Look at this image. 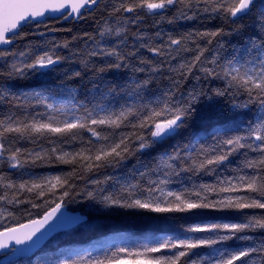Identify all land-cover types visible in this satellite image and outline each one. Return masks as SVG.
I'll return each instance as SVG.
<instances>
[{
    "label": "snow or ice",
    "instance_id": "obj_1",
    "mask_svg": "<svg viewBox=\"0 0 264 264\" xmlns=\"http://www.w3.org/2000/svg\"><path fill=\"white\" fill-rule=\"evenodd\" d=\"M0 264H264V0H0Z\"/></svg>",
    "mask_w": 264,
    "mask_h": 264
},
{
    "label": "trees",
    "instance_id": "obj_2",
    "mask_svg": "<svg viewBox=\"0 0 264 264\" xmlns=\"http://www.w3.org/2000/svg\"><path fill=\"white\" fill-rule=\"evenodd\" d=\"M68 27L73 28V32H82L85 29L92 30L91 21H84L80 24H71L67 23ZM72 33H58L56 34L57 38H71ZM39 144H42L44 147H50L45 141H40ZM39 144H32L28 141H21L17 144V147L39 150ZM79 143L76 144H65L63 147L65 150L72 151L79 148ZM71 169L69 165H53L51 167L37 168L35 171L41 175L45 174H61V170L68 171ZM15 179V177H13ZM73 180L77 183L78 187L83 188L85 186H91L88 175H83L81 177L80 173H77L73 177ZM27 195V194H25ZM23 198V197H21ZM21 208L26 207L21 205ZM73 209H78L79 206L73 204L70 206ZM124 212V210H117ZM83 214V213H81ZM26 218V217H25ZM91 223L98 225V228L91 233H87L85 237L82 238V243L80 246H87L91 240L104 239L116 237L114 241L115 244L129 247V248H139L142 243H147L152 237H164L166 235H173L171 229L163 225H148L145 222L139 220L135 216L125 213L124 215H109L107 211H103L100 214H93L89 217ZM82 232H87V230L81 229ZM60 236V233L52 236L45 244H48L49 241ZM90 236L91 239L88 237ZM42 247V248H43ZM42 255L41 250L34 254L31 259L35 260Z\"/></svg>",
    "mask_w": 264,
    "mask_h": 264
},
{
    "label": "water",
    "instance_id": "obj_3",
    "mask_svg": "<svg viewBox=\"0 0 264 264\" xmlns=\"http://www.w3.org/2000/svg\"><path fill=\"white\" fill-rule=\"evenodd\" d=\"M73 214H75V213H73ZM55 234H57V233H53L51 236H49V237H48V240H49L52 236H54ZM48 240H46V241L44 242V244H45ZM44 244H42V245L40 246V248H42V247L44 246ZM40 248H37V249L35 250L34 254H36V253L40 250ZM34 254H33V255H34ZM33 255H32V256H33ZM32 256H31V257H32Z\"/></svg>",
    "mask_w": 264,
    "mask_h": 264
}]
</instances>
